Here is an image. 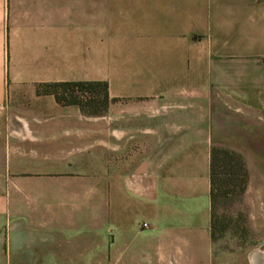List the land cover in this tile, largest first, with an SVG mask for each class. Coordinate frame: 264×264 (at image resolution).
<instances>
[{"label":"crops","instance_id":"obj_1","mask_svg":"<svg viewBox=\"0 0 264 264\" xmlns=\"http://www.w3.org/2000/svg\"><path fill=\"white\" fill-rule=\"evenodd\" d=\"M260 135L264 0H0V264H223L213 147Z\"/></svg>","mask_w":264,"mask_h":264},{"label":"rangeland","instance_id":"obj_2","mask_svg":"<svg viewBox=\"0 0 264 264\" xmlns=\"http://www.w3.org/2000/svg\"><path fill=\"white\" fill-rule=\"evenodd\" d=\"M119 63L121 69L125 68L124 62ZM129 66L133 69L138 68L136 62H130ZM101 78L107 82V62H101ZM116 80H118L117 76ZM76 92V102L83 113L99 120V123L94 126L99 124V131L106 132L103 123L106 122L107 110L106 105L103 104L102 90L94 89L84 92L77 90ZM223 148L240 154L246 167V174L242 171L243 176H246H244L245 183L242 184V181L238 180V186L230 184L226 187L224 191L227 197L222 199V203L216 210L220 230L217 241L222 244L223 264H264V136L260 135L259 140L252 142L225 140ZM146 224L166 230L164 222L155 224V222L146 221ZM138 255L133 254V257L138 259L136 264H141L142 261ZM152 255L155 260L156 254ZM162 255L166 259L171 258L170 253ZM199 255L203 256V254ZM216 255L221 253L217 252ZM129 256L131 253L126 254L123 260H129Z\"/></svg>","mask_w":264,"mask_h":264},{"label":"trees","instance_id":"obj_3","mask_svg":"<svg viewBox=\"0 0 264 264\" xmlns=\"http://www.w3.org/2000/svg\"><path fill=\"white\" fill-rule=\"evenodd\" d=\"M73 87L75 88L74 91L79 90L81 92L94 89L102 90L104 96L103 104L106 105L107 110V82L78 83L73 84ZM242 171L246 174L245 161L240 154L226 148L218 146L213 147L211 157V229L214 240L217 239L218 232L220 231L216 217V210L218 205L222 203V199H224L225 196L227 197L224 189L229 187L230 184H236L235 186H238V180L239 182L242 181L241 183L244 184L246 176H243Z\"/></svg>","mask_w":264,"mask_h":264},{"label":"built area","instance_id":"obj_4","mask_svg":"<svg viewBox=\"0 0 264 264\" xmlns=\"http://www.w3.org/2000/svg\"><path fill=\"white\" fill-rule=\"evenodd\" d=\"M149 226L147 224H143V228H148Z\"/></svg>","mask_w":264,"mask_h":264}]
</instances>
